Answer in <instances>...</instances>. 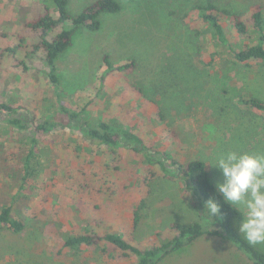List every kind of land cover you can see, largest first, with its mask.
Instances as JSON below:
<instances>
[{
    "label": "rangeland",
    "instance_id": "1",
    "mask_svg": "<svg viewBox=\"0 0 264 264\" xmlns=\"http://www.w3.org/2000/svg\"><path fill=\"white\" fill-rule=\"evenodd\" d=\"M67 1L76 17L98 0ZM116 1L121 11L102 14L99 30L74 32L57 61L55 85L43 53L35 51L39 39L25 28L47 7L57 16L55 4L0 0V103L22 107L0 121V211L11 206L24 225L20 232L0 225V264L135 263L105 240L79 252L63 247L67 236L86 230L100 237L118 233L146 248L169 239L176 223L221 230L182 180L165 179L158 165L122 144L111 150L69 129L61 106L89 121L122 122L148 147L181 163L205 161L215 185L223 176L209 163L220 154L264 152V112L240 103L242 97L264 102V62L237 63L194 9L212 2L250 19L251 6L264 0ZM221 21L236 41L233 17L223 14ZM105 56L115 67L130 64V71L109 72ZM49 116L65 126L36 131L34 123ZM12 118L27 129L12 127ZM33 146L41 166L24 181V159ZM254 247L264 253V244ZM158 264L253 262L229 240L204 235Z\"/></svg>",
    "mask_w": 264,
    "mask_h": 264
},
{
    "label": "trees",
    "instance_id": "2",
    "mask_svg": "<svg viewBox=\"0 0 264 264\" xmlns=\"http://www.w3.org/2000/svg\"><path fill=\"white\" fill-rule=\"evenodd\" d=\"M57 11V16L51 14V10H46L37 17L28 20L25 28L34 33L39 42L35 45V51L43 53V58L47 66V77L52 84L58 85L57 61L60 56L72 45V36L78 28H86L90 31L100 29V16L104 13H118L121 11V5L116 0H98L80 15L73 17L67 10V0H51ZM194 9L199 12V17L208 24L216 37L218 43L225 45L231 51L233 58L239 64H247L252 61L264 62V5L254 4L251 6L250 19H243L237 13L227 9H220L214 3L197 4ZM230 15L234 19L233 29L236 33V41L231 39L221 21V16ZM59 31V32H58ZM23 40V39H22ZM22 47V46H18ZM18 48L10 50L16 52ZM104 61L109 72H129L131 65L124 64L113 66L108 57ZM240 103L251 106L264 112V102L255 97H242ZM22 107H15L5 103H0V121L5 120V115H14ZM85 112V110H83ZM60 113L68 118L66 125L69 129L82 130L85 136L96 144L105 146L108 149H115L120 144L124 148L133 151L146 160L151 165H158L165 179H180L185 184L186 190L198 197L202 204L213 197L220 204L222 218L220 220V231H204L201 224H173L169 239L160 246H151L149 248L136 246L127 241L118 233H106L100 237L93 232L86 230L83 233H77L67 236L64 241V248L79 252L83 246L96 245L100 240H105L124 256H133L136 258L134 264H158L167 256L176 253L185 247L191 245L197 239L204 235H216L229 240L238 250L245 253L253 264H264V253L251 246L238 234L237 226L244 217V213L234 205H230L223 200L222 195L216 190L210 172L207 169L206 162L200 159H191L185 163L174 159V157L163 151L153 150L148 147L145 140L138 134L131 131V128L122 122L117 121H89L82 118V113L72 108L61 106ZM49 116L50 119L43 123H34L36 131L50 133L63 128L65 123L58 122ZM8 123L19 130L27 129L26 124L19 118H12ZM33 140V144H36ZM23 180L35 176L40 169L34 146L31 147L24 159ZM138 217L134 220V225L138 224ZM0 225H6L14 232L23 230L24 225L20 218L13 213L11 206H5L0 211Z\"/></svg>",
    "mask_w": 264,
    "mask_h": 264
},
{
    "label": "clouds",
    "instance_id": "3",
    "mask_svg": "<svg viewBox=\"0 0 264 264\" xmlns=\"http://www.w3.org/2000/svg\"><path fill=\"white\" fill-rule=\"evenodd\" d=\"M209 164L222 173L223 182H217L216 190L223 200L244 209L238 234L251 246L264 244V152L227 151ZM220 207L213 197L205 203L212 219L222 218Z\"/></svg>",
    "mask_w": 264,
    "mask_h": 264
}]
</instances>
